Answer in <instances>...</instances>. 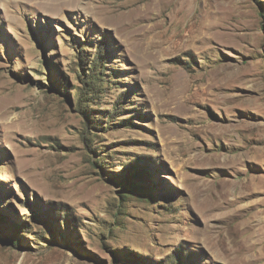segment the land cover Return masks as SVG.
Returning <instances> with one entry per match:
<instances>
[{
    "label": "rangeland",
    "instance_id": "obj_1",
    "mask_svg": "<svg viewBox=\"0 0 264 264\" xmlns=\"http://www.w3.org/2000/svg\"><path fill=\"white\" fill-rule=\"evenodd\" d=\"M73 1L0 0V264H264V0Z\"/></svg>",
    "mask_w": 264,
    "mask_h": 264
},
{
    "label": "bare ground",
    "instance_id": "obj_2",
    "mask_svg": "<svg viewBox=\"0 0 264 264\" xmlns=\"http://www.w3.org/2000/svg\"><path fill=\"white\" fill-rule=\"evenodd\" d=\"M52 1H56V0H52ZM65 1H66V0H65ZM70 1H71V0H70ZM72 1H73V0H72ZM74 1H75V0H74ZM74 1H73V2H74ZM54 3H55V2H54Z\"/></svg>",
    "mask_w": 264,
    "mask_h": 264
}]
</instances>
